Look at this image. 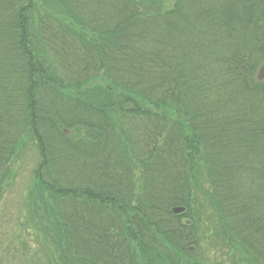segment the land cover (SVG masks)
<instances>
[{
  "label": "trees",
  "instance_id": "trees-1",
  "mask_svg": "<svg viewBox=\"0 0 264 264\" xmlns=\"http://www.w3.org/2000/svg\"><path fill=\"white\" fill-rule=\"evenodd\" d=\"M263 65L264 0H0V197L30 148L52 264H264Z\"/></svg>",
  "mask_w": 264,
  "mask_h": 264
},
{
  "label": "rangeland",
  "instance_id": "rangeland-1",
  "mask_svg": "<svg viewBox=\"0 0 264 264\" xmlns=\"http://www.w3.org/2000/svg\"><path fill=\"white\" fill-rule=\"evenodd\" d=\"M39 7L43 11L44 7L41 5ZM259 77L264 78V65L259 72ZM67 134L78 139L82 136L77 131L67 132ZM80 134L82 133L80 132ZM35 162L36 156H33L32 150L28 148L19 153L17 161L12 160L9 164L11 174L8 177L7 186H3L0 197V264H52L54 259V253L50 246H43L44 240L38 238L28 224V215L31 209L23 206V199L26 198V206L28 190L33 184ZM134 183L136 194L139 195L141 178L138 168L134 172ZM41 216L42 212L40 211V216L37 218ZM209 244L214 246L211 248V253L214 255L210 257L208 253L207 256H199L196 264H221V262L222 264H231L229 260L227 261L228 257L222 252L216 240L207 245Z\"/></svg>",
  "mask_w": 264,
  "mask_h": 264
}]
</instances>
